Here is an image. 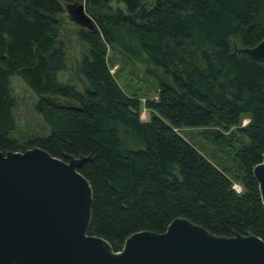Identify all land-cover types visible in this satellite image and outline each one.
I'll list each match as a JSON object with an SVG mask.
<instances>
[{"label":"trees","instance_id":"1","mask_svg":"<svg viewBox=\"0 0 264 264\" xmlns=\"http://www.w3.org/2000/svg\"><path fill=\"white\" fill-rule=\"evenodd\" d=\"M64 1H84L96 23L78 30L89 47L79 63L90 84L84 89L58 78L66 63L61 0H0V151L42 147L63 159L89 156L80 166L93 189L88 231L115 250L130 234L162 232L177 217L217 235L264 238L253 173L264 153V59L235 49L264 37V0ZM113 46L154 65L149 120L141 118L140 97L111 71ZM15 73L39 95L35 106L48 134L23 141L15 134ZM182 126H201L229 148L242 191Z\"/></svg>","mask_w":264,"mask_h":264},{"label":"water","instance_id":"2","mask_svg":"<svg viewBox=\"0 0 264 264\" xmlns=\"http://www.w3.org/2000/svg\"><path fill=\"white\" fill-rule=\"evenodd\" d=\"M67 12L96 28L85 2H68ZM239 51L264 59V37ZM88 158L42 147L0 151V264H264V238L217 235L183 217L162 232L136 231L115 250L88 231L93 189L80 171ZM253 173L264 201V153Z\"/></svg>","mask_w":264,"mask_h":264},{"label":"rangeland","instance_id":"3","mask_svg":"<svg viewBox=\"0 0 264 264\" xmlns=\"http://www.w3.org/2000/svg\"><path fill=\"white\" fill-rule=\"evenodd\" d=\"M65 6L66 12L59 23L60 38L65 44L66 63L65 67L58 71V78L64 83H72L79 89H84L90 84L84 74L80 71L79 63L85 52L89 50L86 41L78 35L81 27L73 21L67 12V1L61 0ZM73 2V1H70ZM84 2V1H82ZM113 5H117L113 1ZM124 7V4L121 3ZM240 46L235 43V49L239 51ZM108 59L111 71L115 74L120 85L129 93L136 94L141 100V118L149 120L151 109L146 105L147 98H157L158 81L149 70V66H154L146 55L142 58L134 57L126 53L118 46L109 47ZM12 95L15 100L14 115L16 117L15 134L20 140H26L36 135H45L50 132V126L43 115L36 109V102L39 95L30 87L27 81L18 73L11 76ZM55 100H61L64 103H70L71 100L53 97ZM249 117L243 119L247 123ZM204 155L210 160L225 168L227 173L234 180V187L238 191L243 190L242 183L237 179L238 164L229 154L228 147H223L215 143L213 139L205 132L201 126H182L179 128ZM15 264V263H14Z\"/></svg>","mask_w":264,"mask_h":264}]
</instances>
